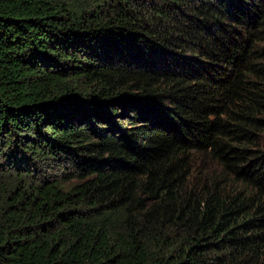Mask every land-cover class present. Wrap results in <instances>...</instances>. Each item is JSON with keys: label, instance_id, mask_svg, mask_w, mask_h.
<instances>
[{"label": "trees", "instance_id": "1", "mask_svg": "<svg viewBox=\"0 0 264 264\" xmlns=\"http://www.w3.org/2000/svg\"><path fill=\"white\" fill-rule=\"evenodd\" d=\"M0 264H264V0H0Z\"/></svg>", "mask_w": 264, "mask_h": 264}, {"label": "rangeland", "instance_id": "2", "mask_svg": "<svg viewBox=\"0 0 264 264\" xmlns=\"http://www.w3.org/2000/svg\"><path fill=\"white\" fill-rule=\"evenodd\" d=\"M55 173L58 172L57 170L54 171Z\"/></svg>", "mask_w": 264, "mask_h": 264}]
</instances>
